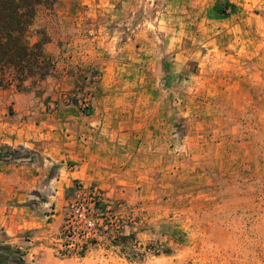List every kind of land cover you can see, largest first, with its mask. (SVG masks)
Here are the masks:
<instances>
[{
	"label": "rangeland",
	"instance_id": "obj_1",
	"mask_svg": "<svg viewBox=\"0 0 264 264\" xmlns=\"http://www.w3.org/2000/svg\"><path fill=\"white\" fill-rule=\"evenodd\" d=\"M228 4L47 0L37 9L24 40L45 34L53 70L25 91L0 88L1 121L14 115L13 91L50 112L102 96L129 124L110 213L96 211L84 250L79 237L69 248L61 237L58 264H264V0Z\"/></svg>",
	"mask_w": 264,
	"mask_h": 264
},
{
	"label": "crops",
	"instance_id": "obj_2",
	"mask_svg": "<svg viewBox=\"0 0 264 264\" xmlns=\"http://www.w3.org/2000/svg\"><path fill=\"white\" fill-rule=\"evenodd\" d=\"M10 93L14 115L0 119V149L29 152L32 158L0 161V238L24 252V264H58L66 252L58 244L65 207L75 187L95 186L106 192L108 203L116 200L110 196L116 190L111 183L124 159L120 146L128 114L105 105L108 98L102 96L90 105L56 106L50 112L45 105L33 109L28 97ZM87 106L90 113L84 115ZM68 130L71 135H64ZM126 155V161L134 160V152Z\"/></svg>",
	"mask_w": 264,
	"mask_h": 264
},
{
	"label": "trees",
	"instance_id": "obj_3",
	"mask_svg": "<svg viewBox=\"0 0 264 264\" xmlns=\"http://www.w3.org/2000/svg\"><path fill=\"white\" fill-rule=\"evenodd\" d=\"M47 0H0V88L13 86L18 92L26 90L27 84L32 86L49 76L53 70L52 57L44 51L48 39L44 33H38V40L28 45L25 34L32 25L37 9ZM234 9V6L228 4ZM216 11H221L216 8ZM224 13V12H219ZM71 104L78 105L77 100ZM56 106V104H54ZM88 106L81 113L88 115ZM31 153L0 149V161L17 163L20 159H31ZM109 204L102 198L94 203L95 211L101 212V207L110 213ZM63 232V227H62ZM88 241V240H87ZM86 241V242H87ZM82 246L84 250L85 244ZM79 252L82 255L83 251ZM122 255L127 260L134 259L131 246L124 243L121 246ZM158 251L157 253H159ZM171 250L164 248L161 253L168 255ZM157 255V254H156ZM24 252L15 245H0V264H24Z\"/></svg>",
	"mask_w": 264,
	"mask_h": 264
},
{
	"label": "built area",
	"instance_id": "obj_4",
	"mask_svg": "<svg viewBox=\"0 0 264 264\" xmlns=\"http://www.w3.org/2000/svg\"><path fill=\"white\" fill-rule=\"evenodd\" d=\"M101 199L96 188H79L68 201L63 219V237L67 239L66 247L75 246L70 240L76 237L85 243L95 235L94 209L95 201Z\"/></svg>",
	"mask_w": 264,
	"mask_h": 264
}]
</instances>
